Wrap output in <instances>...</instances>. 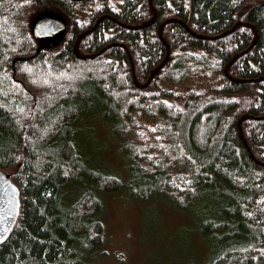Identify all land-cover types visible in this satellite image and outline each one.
Returning <instances> with one entry per match:
<instances>
[{
	"label": "trees",
	"instance_id": "obj_1",
	"mask_svg": "<svg viewBox=\"0 0 264 264\" xmlns=\"http://www.w3.org/2000/svg\"><path fill=\"white\" fill-rule=\"evenodd\" d=\"M43 12L64 21L47 46ZM93 110L131 197L179 211L205 199L206 264H264V0H0V170L20 200L0 264H86L101 246L99 196L120 182L73 143ZM71 184L90 187L67 203Z\"/></svg>",
	"mask_w": 264,
	"mask_h": 264
},
{
	"label": "rangeland",
	"instance_id": "obj_2",
	"mask_svg": "<svg viewBox=\"0 0 264 264\" xmlns=\"http://www.w3.org/2000/svg\"><path fill=\"white\" fill-rule=\"evenodd\" d=\"M59 35V29L38 34L44 46ZM73 143L87 168L120 182L116 192L99 196L103 240L86 264H206L212 244L200 233L198 221L205 199L179 211L160 198L131 197L125 186L133 182L134 174L111 123L97 110L76 125ZM89 187L69 185L63 191L65 202L72 203Z\"/></svg>",
	"mask_w": 264,
	"mask_h": 264
},
{
	"label": "water",
	"instance_id": "obj_3",
	"mask_svg": "<svg viewBox=\"0 0 264 264\" xmlns=\"http://www.w3.org/2000/svg\"><path fill=\"white\" fill-rule=\"evenodd\" d=\"M154 18L155 15L152 20L147 24H150L154 20ZM32 27L37 35L41 33H52L57 29H59L60 31L64 27V21L60 16L56 14L43 12L34 19ZM87 32L88 30L80 34L77 37V40L74 45V51L77 57L81 59H85L87 58V56L78 55L77 44L79 39ZM57 40L58 37H55L52 39L51 43H55ZM168 54L169 50H167V57ZM167 57L165 58L164 62L160 65V67L166 62ZM159 68L153 71L148 81H150L152 76L156 73ZM226 69L227 68H225L224 72H226ZM132 76L135 82L133 68ZM146 84L141 87H145ZM19 206L20 200L18 188L12 183L10 175L0 170V243L8 237L9 233L13 229L18 216Z\"/></svg>",
	"mask_w": 264,
	"mask_h": 264
},
{
	"label": "bare ground",
	"instance_id": "obj_4",
	"mask_svg": "<svg viewBox=\"0 0 264 264\" xmlns=\"http://www.w3.org/2000/svg\"><path fill=\"white\" fill-rule=\"evenodd\" d=\"M74 52H75V51H74ZM75 54H76V53H75ZM76 56H77V55H76ZM80 59H81V58H80ZM159 67H160V66H159ZM159 67H158V68H159ZM161 67H162V66H161ZM152 73H153V72H152ZM152 73H151V74H152ZM149 78H150V77H149ZM140 87H141V86H140ZM141 88H142V87H141Z\"/></svg>",
	"mask_w": 264,
	"mask_h": 264
},
{
	"label": "snow or ice",
	"instance_id": "obj_5",
	"mask_svg": "<svg viewBox=\"0 0 264 264\" xmlns=\"http://www.w3.org/2000/svg\"><path fill=\"white\" fill-rule=\"evenodd\" d=\"M97 6H99V5H97ZM28 71H31V69H27Z\"/></svg>",
	"mask_w": 264,
	"mask_h": 264
}]
</instances>
